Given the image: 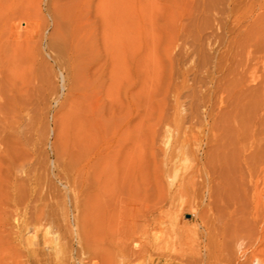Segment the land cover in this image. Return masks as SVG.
<instances>
[{
  "label": "rangeland",
  "instance_id": "obj_1",
  "mask_svg": "<svg viewBox=\"0 0 264 264\" xmlns=\"http://www.w3.org/2000/svg\"><path fill=\"white\" fill-rule=\"evenodd\" d=\"M0 32L37 69L0 96V264H264V0H0ZM113 99L115 154L81 125Z\"/></svg>",
  "mask_w": 264,
  "mask_h": 264
},
{
  "label": "bare ground",
  "instance_id": "obj_2",
  "mask_svg": "<svg viewBox=\"0 0 264 264\" xmlns=\"http://www.w3.org/2000/svg\"><path fill=\"white\" fill-rule=\"evenodd\" d=\"M1 35H0V43H1V39H2ZM4 38H5V34H4L3 39ZM3 45H5V44H1V46H3ZM1 46H0V77L1 78H6L7 79V82H8V85H7L6 91L4 90L5 91V94H4V91L2 90L1 85H0V96L2 97V99L5 97V101H4L5 105L7 104L6 105L7 107L8 106L11 107V109H9V110L15 109L16 112H18L19 114H21L22 111L24 110V102H22V101H24L25 98L27 99V97L30 95V93L37 86V69H36V64L34 62L35 60L33 61V55H32L31 56L32 57V61H29L28 63H23L22 62V64H21L20 61H18V63H14L13 61H10V62H13L15 65L14 64L12 66L9 65L10 67L7 66L8 68H6L5 67V64L3 63L4 61H2L3 60V52L1 50ZM23 47H24L23 45L20 46L19 44H17L15 46L16 53H20V51L23 49ZM27 52L29 53V51H27ZM23 59L26 60V57L23 58ZM23 59H22V61H23ZM5 62H6V60H5ZM25 62H27V61H25ZM7 76H8V78H7ZM1 102H3V101H1ZM0 104H2V103H0ZM111 105H112L111 106L112 126H111V130H110L109 134H108V131H107L108 128L102 122L99 121V118L100 117L99 118L96 117L95 110H90L91 113H90L89 109L83 110V113H82V116L83 117H82V120H81V122L83 124H81V125L84 126V129H85V127H86V129H87V127L89 129L92 124H96L97 125V123H98L97 126L99 127L100 135H99V132H98L97 136L99 135V137H101V133L107 134L106 135L107 141H105V143H107L108 148L112 152V154H115L116 151H117V147H118V144L117 143H118V137L119 136H118V128H117V122H116V120H117V111H116V104H115L114 99H113ZM1 109L2 108L0 107V110ZM0 112L3 115V113L5 111L4 112L0 111ZM12 113H13V111H12ZM11 114H9V115H11ZM13 115L11 117H14ZM16 123L14 124V126H16V125L18 126V124H16ZM11 124H13V123H10V126H13ZM94 127H95V125H94ZM94 127H93V129H94ZM96 129H97V127H96ZM86 131H88V130H86ZM82 134L83 135L85 134V136H86V133H82ZM98 142L99 143L97 144V146L95 148H93L92 150L89 149L90 150V153H89V150L87 152V153H89V155H88V164L89 165L92 162L94 156H96V157H99V156L101 157L102 156V152H103V148H104V144L105 143L101 142V140H99ZM96 157H94V158H96ZM243 159H244V164H248L250 162L249 161V158L247 159V158H244L243 157ZM248 168H249V166H248ZM258 207H259L258 206V203H256L255 204V208H256L255 211H258ZM238 228L240 229L239 232L238 231L233 232L231 234L232 237H235V235L240 234L243 231V229H244V225L241 224V225L238 226ZM221 234H222V236L224 235V237L227 236V233H225V228L223 229V231L221 232ZM143 243L145 244L146 241H143Z\"/></svg>",
  "mask_w": 264,
  "mask_h": 264
}]
</instances>
